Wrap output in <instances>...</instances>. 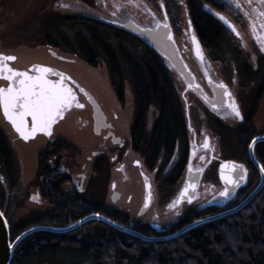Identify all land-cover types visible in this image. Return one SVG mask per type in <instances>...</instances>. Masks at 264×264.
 I'll list each match as a JSON object with an SVG mask.
<instances>
[{
	"label": "flooded vegetation",
	"instance_id": "1",
	"mask_svg": "<svg viewBox=\"0 0 264 264\" xmlns=\"http://www.w3.org/2000/svg\"><path fill=\"white\" fill-rule=\"evenodd\" d=\"M47 2L44 0L43 3L48 6ZM59 2L61 11L66 13L53 16L47 12L42 14L38 11L41 8L36 10L37 25L29 32L21 28L18 21L22 16H15V12L10 15L18 17V21L11 30L8 31L7 24L2 25L10 17V7L9 0H0V54L16 57L5 62L7 67L30 76L40 75L37 67L52 69L44 74L45 78L53 83L62 82L74 97L70 107L56 118L51 135L38 131L27 140L13 128L0 106V209L3 214L14 210V226L28 225L23 233L39 226L68 227L99 214L140 234L162 237L244 200L260 180L249 160V146L255 138L264 137V125L259 129L254 125L264 98V0ZM226 23L237 34L252 31L256 35L257 40L252 45L255 44L259 56L255 62L242 50L238 35L233 34ZM14 28L16 32H12ZM137 28L170 32L197 83L212 98L208 78L226 84L235 98L240 117L235 115L232 107L217 109L195 91L187 90L183 78L167 59L144 42L137 34ZM69 30L76 35L77 47L67 39ZM211 30L216 32L215 40L211 36L202 38L201 31L211 33ZM21 32L43 36L44 41L39 47L47 51L43 52L42 59L34 53L31 58L25 56L24 49L37 50L39 47L34 42L29 43L28 37L19 35ZM192 32L202 47L203 60L194 55ZM116 34L129 38L145 52V57L135 63V69H127L128 76L131 74L133 81H139V87H145L144 93L124 90L121 72L115 68L116 44L113 39ZM217 64L221 65L223 80H217L213 75ZM158 66L164 77L172 81L174 104L181 111V122L172 125L176 131L173 137L154 130L160 111L153 102L154 93L147 89L145 81L149 84V77L157 73ZM230 66L231 69L236 67L242 77L239 78L245 83L246 89L242 86L241 96L238 94L241 81L229 78ZM100 70L107 71V81L100 75ZM254 71L258 72L259 80L256 93L251 96L244 92L256 86ZM174 74L182 82L181 88L174 84ZM9 83L0 76V88H6ZM108 83H111V89ZM157 94L160 97L167 95ZM154 110L155 118L152 117ZM232 116L235 122L229 123ZM26 121L30 130L31 117H26ZM230 139L237 143L236 154L219 158L213 140ZM255 154L264 168V141L255 146ZM226 160L237 161L246 170L244 179H240L235 193L229 194L228 198L220 195L224 187L218 173L220 164ZM189 169L203 170L197 199L192 204L177 205ZM253 171L259 177L256 184L251 178ZM213 172L217 178L212 181V188L219 186L220 190L216 192L213 188L214 192L202 198L205 176ZM147 183L152 185L154 201L150 209L143 212ZM159 185L179 186L175 199L170 203L161 198L159 201ZM174 208L179 210L172 221V215L168 214ZM20 211L28 212L16 223ZM202 214L204 216L199 217ZM104 226L109 227L94 220L63 235H80L87 229L101 230Z\"/></svg>",
	"mask_w": 264,
	"mask_h": 264
},
{
	"label": "trees",
	"instance_id": "2",
	"mask_svg": "<svg viewBox=\"0 0 264 264\" xmlns=\"http://www.w3.org/2000/svg\"><path fill=\"white\" fill-rule=\"evenodd\" d=\"M201 36L217 38L215 30L201 31ZM149 78L150 85L148 80L145 84L154 93L153 102L160 111L154 130L173 137L176 131L172 125L181 122V111L174 104L172 81L164 77L159 66ZM144 89L135 80L134 92L144 93ZM256 177L253 171L251 178ZM4 215L14 242L28 225L14 226L12 209ZM11 264H264V189L244 210L173 241L145 243L107 226L87 229L80 235L34 232L17 244Z\"/></svg>",
	"mask_w": 264,
	"mask_h": 264
},
{
	"label": "water",
	"instance_id": "3",
	"mask_svg": "<svg viewBox=\"0 0 264 264\" xmlns=\"http://www.w3.org/2000/svg\"><path fill=\"white\" fill-rule=\"evenodd\" d=\"M226 26L231 29V26L226 23ZM233 34L238 35L233 29H231ZM137 34L144 40L148 46H150L154 51H156L160 56L164 57L168 60L172 68H174L177 73L183 78L186 88L189 91H195L198 93L207 103H213L219 109L221 106H228L232 107L231 105L235 103V98L230 90V88L222 83L216 82L210 78H208V85L213 92V98L209 97L208 94L203 90V88L197 83L193 72L190 70L189 66L183 59L178 47L175 44L173 36L170 32H167L162 29H143L137 28ZM192 42H193V52L195 57L199 60H203L204 54L202 51V47L198 40V37L194 32L191 34ZM45 68V67H44ZM223 85V87H221ZM264 141V137H257L255 138L250 146H249V160L256 168L260 175V180L255 188L237 205L224 210L216 215L208 216L205 218L198 219L189 225L183 227L179 231L162 237H150L144 234H140L136 231L128 229L124 226H121L114 221L105 218L103 216L98 215H91L84 220L76 223L75 225L68 226V227H48V226H39L29 229L28 231L24 232L20 237L19 240L15 242L11 241L10 236V227L9 223L4 216L3 212L0 209V264H11L14 251L17 244L24 239L27 235L34 233V232H48V233H68L71 232L83 224L98 220L103 222L104 224L108 225L109 227L115 229L118 232H121L126 235H131L140 239L145 243H158V242H166V241H173L177 238L182 237L187 232L194 230L200 226H203L210 222H215L219 219L231 217L234 214L244 210L248 204L263 190L264 188V172L261 171L263 166L259 162L255 154V146L259 143ZM219 178L224 187V190H228V198L229 194H234L236 189L240 184V177H245L246 170L243 165L239 162L234 160H226L223 161L219 166ZM203 170H192L189 169L186 174V179L184 184L178 194L176 203L177 205H181L183 203L192 204L197 199L199 186L202 180ZM231 181V182H230ZM223 190V191H224ZM189 199H191V203H189ZM154 201L153 189L150 183L146 184V196H145V203L142 208L143 212H146L152 206ZM12 245V247H9Z\"/></svg>",
	"mask_w": 264,
	"mask_h": 264
},
{
	"label": "rangeland",
	"instance_id": "4",
	"mask_svg": "<svg viewBox=\"0 0 264 264\" xmlns=\"http://www.w3.org/2000/svg\"><path fill=\"white\" fill-rule=\"evenodd\" d=\"M17 1H18V3H17ZM24 1L25 0H9V3H8V5L10 7V8H8L10 10L9 15L10 14L13 15L14 12H15V16L18 15V16H22V17L19 19V21H18V17H12L11 15L7 19H5L2 22V25H6L7 24L8 28H9L8 31H10L11 28H12L11 26L16 21H18L19 25L21 26V28L23 30H28L29 32H31V30L34 27H36V25H37V20L36 19H38V18H36V14L37 13H35V12H38V11H41L42 14L44 12H47L49 14L51 13V15H53V16L54 15L61 16L62 14L66 13V11H63V10L61 11V9H60L61 8V2H59L60 0H50L52 2L51 3L49 2V4H48V2L46 0V2H47L46 4H48V6H46L43 3L44 0H29L25 4H24ZM40 8H41V10H38ZM36 10H38V11H36ZM18 22L14 25L15 27L17 26ZM253 25L256 27L257 23L254 21ZM249 28H250V30H252L251 27H249ZM12 32H16L15 28H14V30ZM67 32H68L66 34L67 35V39L68 40L70 39L71 43L75 44L73 47H77L76 46L77 39H76V35L74 34V32H72V31L70 32V30L67 31ZM9 33H11V32H9ZM19 35H23V36L28 37L27 41H29V43L34 42V44H36L38 47L42 46V43L44 41L42 35H38V34H34V33L25 34V33L21 32V33H19ZM83 37H86V35L84 34ZM255 39H256V35L252 31H246V32H244L242 34H238V39H237L239 41V43L240 42L242 43L241 44L242 50L246 51V53L254 60V62L256 61V57L259 56L258 50H257V48H255V44L252 45V43H253V41ZM32 40H34V41H32ZM37 42H40L41 44L38 45ZM113 42L116 44V50H115L116 53L115 54H116L117 63L115 65V68L119 70L118 72H121V75H122L123 81H124V90L130 91V93H134L133 88H134V85H135V80L133 81L131 74H129L130 76H128V70L131 71V67L133 69H135V63H138L137 60H140L141 57L142 58L145 57V52L142 51L139 46L135 45L132 42V40H130L129 38H127V37H125V36H123L121 34H116V39H113ZM36 49L37 50H33V49H30V48L24 49L23 53L25 54V56H27L29 58L33 57L32 55L34 53L35 55H37V58L42 59L43 52L47 51L46 48L39 47V48H36ZM72 50L76 51V50H74V48ZM56 52L64 53L63 51H60V50H57ZM228 64H229V62H228ZM220 69H221V65L220 64L215 65V69H214L215 71H214L213 75H214V77L217 80H223L222 79L223 77H222V75L220 73ZM228 69H229V67H228ZM230 69H231V66H230ZM230 69L228 70L229 78H231V79L233 78V79L237 80V82L240 83L241 78H242L240 76L241 74L236 70V67L232 68L231 70ZM254 73H255L254 74L255 76L253 78L256 81L255 82L256 86H254L251 89L247 88V91L245 90L247 93L244 92V94L250 93L251 96H254L255 93H256V90L258 88L257 86H258L259 77H257L258 76V74H256V73H258L257 71H254ZM100 75H102L104 78H106V81H107L108 77H107V71L106 70L105 71H103V70L101 71L100 70ZM239 76L241 78H239ZM172 79L174 81V84L177 86V88L182 86V82L180 81V79L175 74L172 75ZM113 80H116V78L114 77ZM244 84L245 83L244 82L242 83V81H241V88H240V92L238 93L239 96H241L240 93H243L242 86H243V89H246ZM108 85H109V88H110L111 83L110 84L108 83ZM140 93H141V91H140ZM247 104H248V102H247ZM260 105H261V109L258 110V112L256 114V117H255V123H254V125H255V127L257 129H259L261 126L264 125V98H263V100H262ZM155 116H156V111L154 110L153 113H152V117L155 118ZM208 121H209V117L207 119V122ZM228 122L229 123L235 122V118L233 116L230 117L228 119ZM207 127L209 128L208 125H207ZM209 130L210 129H208V131ZM213 145L216 148V154H218L219 158H224V157H228V156H234L236 154L235 153V148H237V143H236L235 139L223 140L222 142L220 140H213ZM224 147H226L225 151H224ZM215 178H217V176H215V172H213L211 174L209 173V174H207L205 176V180H204L205 185L203 186L202 193H201L202 194V198L204 196H206L207 194L208 195L211 194L214 191L219 192V190H220L219 186H216L215 188L213 187L214 191L211 190V189H213L212 188V186H213L212 183H214L212 181H214ZM258 179H259V177L257 175L254 184H256L258 182ZM159 187H160V185H159ZM160 188H159V192H158L159 201H160V198H161L162 201L167 200L170 203L171 201H173V199H175V195L178 192L180 187L177 186V185H175L174 187L173 186L165 187L163 185ZM178 210L179 209L174 208L173 211L170 212V214H168V215H172L170 220H172V221L175 220V217H177L176 214H178ZM27 212L28 211H20V212H18V215L16 216L15 222L19 223V221L22 218L25 217Z\"/></svg>",
	"mask_w": 264,
	"mask_h": 264
},
{
	"label": "snow or ice",
	"instance_id": "5",
	"mask_svg": "<svg viewBox=\"0 0 264 264\" xmlns=\"http://www.w3.org/2000/svg\"><path fill=\"white\" fill-rule=\"evenodd\" d=\"M221 19L224 18L221 17ZM15 59L14 56L0 54V76L10 81L6 88H0V106L3 108L4 116L25 140L34 136L38 131L51 135V127L56 118L61 116L66 108L70 107L74 99L71 90L64 88L62 82L53 83L45 78L44 74L52 72V69L37 67L36 71L40 75L30 76L27 72H20L7 67L5 62ZM231 106L235 115L240 117L239 110L234 104ZM26 117H31L30 130L27 126ZM261 171L264 172V168H261ZM240 179H244V177L241 176ZM220 195L227 197L228 190L225 189ZM188 202L191 203V199ZM170 207H174V205Z\"/></svg>",
	"mask_w": 264,
	"mask_h": 264
}]
</instances>
